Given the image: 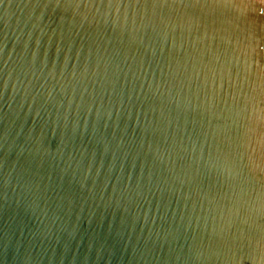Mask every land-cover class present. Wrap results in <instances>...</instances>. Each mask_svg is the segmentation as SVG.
<instances>
[{"label":"water","instance_id":"water-1","mask_svg":"<svg viewBox=\"0 0 264 264\" xmlns=\"http://www.w3.org/2000/svg\"><path fill=\"white\" fill-rule=\"evenodd\" d=\"M0 264H264V0H0Z\"/></svg>","mask_w":264,"mask_h":264}]
</instances>
